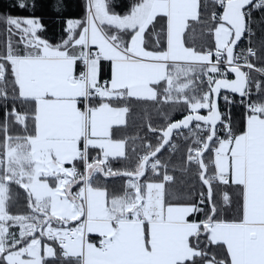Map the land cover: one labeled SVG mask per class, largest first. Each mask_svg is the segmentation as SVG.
Listing matches in <instances>:
<instances>
[{
	"label": "snow or ice",
	"instance_id": "snow-or-ice-1",
	"mask_svg": "<svg viewBox=\"0 0 264 264\" xmlns=\"http://www.w3.org/2000/svg\"><path fill=\"white\" fill-rule=\"evenodd\" d=\"M84 9L0 16V264H264V0Z\"/></svg>",
	"mask_w": 264,
	"mask_h": 264
},
{
	"label": "trees",
	"instance_id": "trees-1",
	"mask_svg": "<svg viewBox=\"0 0 264 264\" xmlns=\"http://www.w3.org/2000/svg\"><path fill=\"white\" fill-rule=\"evenodd\" d=\"M36 7L35 9L20 10L15 7L16 0H0V16L12 15V16H36L41 19V22L45 25L44 36L50 42L56 43L66 33L64 29L66 27V21L68 19H82L84 16V0H61L64 4L62 12L57 13L54 10L56 0H34ZM133 0H111L112 10L117 14H125ZM258 36L262 34L261 27L257 26ZM4 27L0 24V45L3 44ZM134 111L137 116L134 121V125L138 126L145 117V111L151 112V119L155 122L158 116L154 110H143L136 107ZM240 107L236 108L233 112V119L239 120L240 118ZM179 118V114L174 116ZM136 126L129 129L130 133L137 130ZM173 162L177 167L180 166V157L176 156L173 158ZM24 193L20 190V203L23 204ZM23 210V209H21Z\"/></svg>",
	"mask_w": 264,
	"mask_h": 264
},
{
	"label": "built area",
	"instance_id": "built-area-1",
	"mask_svg": "<svg viewBox=\"0 0 264 264\" xmlns=\"http://www.w3.org/2000/svg\"><path fill=\"white\" fill-rule=\"evenodd\" d=\"M238 107H240V106H233V107H232V109H231L232 114H233L234 110H235L236 108H238Z\"/></svg>",
	"mask_w": 264,
	"mask_h": 264
}]
</instances>
